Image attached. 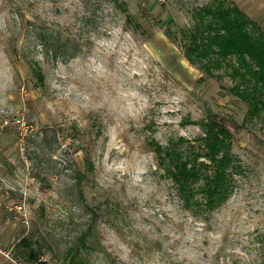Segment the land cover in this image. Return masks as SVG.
Listing matches in <instances>:
<instances>
[{"label": "rangeland", "instance_id": "374dc122", "mask_svg": "<svg viewBox=\"0 0 264 264\" xmlns=\"http://www.w3.org/2000/svg\"><path fill=\"white\" fill-rule=\"evenodd\" d=\"M214 1L0 0V264H264V117L182 48ZM223 1L264 30V0ZM210 112L239 170L193 214L149 142Z\"/></svg>", "mask_w": 264, "mask_h": 264}, {"label": "trees", "instance_id": "16d2710c", "mask_svg": "<svg viewBox=\"0 0 264 264\" xmlns=\"http://www.w3.org/2000/svg\"><path fill=\"white\" fill-rule=\"evenodd\" d=\"M180 32L184 57L203 74L214 76L227 70L234 83L230 93L247 105L246 121L264 117V30L260 25L238 7L215 0L212 7L198 10L192 28ZM165 34L176 41L170 28ZM45 49L51 51L47 45ZM195 124L202 134L194 140L179 137L165 146L152 141L149 146L158 167L172 179L183 207L202 214L227 200L239 166L231 154L232 134L216 115L210 112Z\"/></svg>", "mask_w": 264, "mask_h": 264}]
</instances>
